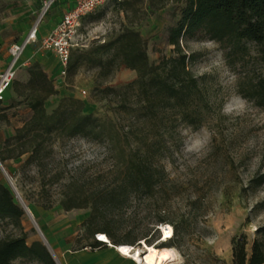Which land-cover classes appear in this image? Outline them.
I'll return each mask as SVG.
<instances>
[{
	"label": "rangeland",
	"instance_id": "1",
	"mask_svg": "<svg viewBox=\"0 0 264 264\" xmlns=\"http://www.w3.org/2000/svg\"><path fill=\"white\" fill-rule=\"evenodd\" d=\"M137 2L148 5V0ZM184 6L185 0H167L163 7L150 10L134 23V28L146 41L150 63L172 54L174 46L168 41V31L180 19ZM45 7L43 0H0L1 45L6 47L25 35L29 27L39 21L42 13L47 22L51 14L62 8V4L52 3L43 12ZM133 7L126 10L121 0H107L86 15L79 28L83 46L75 50L74 55L114 39L128 24L126 13L135 17ZM180 43L187 53L194 54L195 59L189 67L207 85L213 109L205 114L198 127L182 123L173 131L162 133L165 144L151 150L154 179L158 182L149 191L131 193L127 205L117 212L126 222L116 233L120 239L146 237L148 239L144 243L151 244L159 235L157 215L170 213L173 220L167 221L174 227L182 221L183 230L174 237L179 259L169 264H231L234 238L244 235L248 250L254 237L258 236L264 242V230L259 234L256 230L264 228V182L256 187L250 183L253 177L264 174V106L254 104L238 91V85L247 78L264 73V63L254 44L249 45L245 58L233 60L227 56L226 48L204 31L185 37ZM32 51L46 49L37 41L32 43ZM35 60L39 61L34 58L23 61L14 79L25 81L28 78L27 67ZM51 60L53 70L47 73L50 77L51 71L57 75L53 79L58 93L46 98L44 104L48 111L57 106L63 95H73L83 99L84 111L115 121V125L108 128L109 136L104 140L75 136L56 147L58 163L53 171L65 165L70 170L69 174L86 177V193L96 196L100 191L98 185L113 182L115 177L123 175L127 166L145 154L141 139L148 136L150 128H140L136 135L131 133L128 116L118 106L114 95L99 97L95 83L100 79L97 68L81 62L73 77L62 79L57 74L59 70L53 55ZM136 76V70L121 65L104 80V84L119 88ZM83 89L86 92H82ZM11 93V98L1 104L5 108L0 111V136L4 137L0 139V152L4 139L31 114L27 106H17L20 97L13 90ZM21 162L20 157L7 158L2 163L42 229L51 253L61 264L36 209H46L48 222L52 223L70 213L90 210L91 206L67 212L60 203L64 187L55 182L49 185L48 192H42L37 167L31 166L23 177L18 169ZM67 179L68 174L65 173L60 182ZM0 181L10 188L15 201L21 205L1 168ZM45 201L51 207L44 208L42 204ZM23 231L27 233L29 242L35 239L43 242L35 222L26 211L19 223L0 216V237L18 235ZM86 235L85 229L78 231L72 236V246H79ZM12 264L45 263L36 258L18 257Z\"/></svg>",
	"mask_w": 264,
	"mask_h": 264
},
{
	"label": "trees",
	"instance_id": "2",
	"mask_svg": "<svg viewBox=\"0 0 264 264\" xmlns=\"http://www.w3.org/2000/svg\"><path fill=\"white\" fill-rule=\"evenodd\" d=\"M137 1L121 0L126 10L134 6L132 12L136 15L126 13L128 24L114 39L79 51L76 55L74 51L79 48L72 51L66 77H73L81 62L97 68L100 79H96L95 83L99 97L114 95L118 106L128 116L130 132L136 135L140 128L149 126L148 136L141 139L145 154L127 166L123 175L115 177L113 182L98 185L100 191L96 196L86 193V177L69 174L70 170L65 165L53 171L58 163V145L75 136L104 140L109 136L108 128L114 126L115 121L84 111L83 99L73 95H63L57 106L48 111L45 100L58 90L54 79L37 60L27 67L28 78L25 81L14 79L12 82L11 90L20 97L17 104L27 106L31 114L4 139L0 152L2 162L7 158H22L18 169L23 177L31 166H36L42 192H48L49 185L59 182L64 187L60 203L65 210L90 205L89 215L82 222L87 235L103 232L122 244H134L142 239L118 237L116 232L126 221L117 212L127 205L132 192L149 191L158 182L154 179L151 150L165 144L162 133L173 131L182 123L198 127L205 114L213 109L214 103L207 85L189 67V63L195 59L194 54L187 53L180 40L204 31L211 39L220 42L226 48L227 56L233 60L245 58L249 45L254 44L264 63V0H185L180 19L168 31V41L174 46L172 54L163 55L156 63L149 62L146 41L134 28V23L144 18L150 10L163 7L167 0H148L145 6ZM121 65L136 70V78L119 88L104 84V80ZM238 91L254 104L264 106V73L247 78L238 85ZM1 102L0 111H3L5 107H1ZM65 173L68 174L67 181L60 182ZM263 182L264 174L250 181L253 187ZM47 202L42 204L44 208L51 207ZM24 213L10 188L0 181V216L19 223ZM168 219L173 220L170 213L157 215L158 223H171ZM174 228L176 236L183 230V222L176 223ZM256 230L259 234L264 228L258 227ZM27 237L24 231L18 235L0 237V264H12L18 257L57 264L41 240L29 242ZM174 241L173 238L162 245L173 246ZM99 242L97 240L92 245L96 246ZM231 264H264V242L256 236L248 250L244 235L234 238Z\"/></svg>",
	"mask_w": 264,
	"mask_h": 264
},
{
	"label": "crops",
	"instance_id": "3",
	"mask_svg": "<svg viewBox=\"0 0 264 264\" xmlns=\"http://www.w3.org/2000/svg\"><path fill=\"white\" fill-rule=\"evenodd\" d=\"M52 3L53 4L61 3L62 8H60L57 13L51 14L47 22H45L43 18L44 13L41 14V16L39 17V21L36 22L38 23L37 35L39 39L45 34H47L59 22L63 12L66 9L72 7L75 3V0H53ZM36 23H34L29 27L25 35L12 41L6 47H3L0 42V46H1L0 73L3 71V69L10 61L9 46L14 42H22L26 37V35L28 34L29 30ZM51 55H53V57L55 58L54 63H56L57 65L56 69L58 68L59 70V63L54 53L49 50L41 51V52L40 51L33 52L32 43L27 44L24 47L17 61V64L19 67V65L23 61L30 58H34V59H38L42 63L44 69L47 72H50V70H53V66H54L53 62H51L52 61ZM51 72H52L51 78H55V76L57 75L53 74L54 71ZM57 74H59V71L57 72ZM11 96H12L11 88H9L7 90L5 99L11 98ZM4 100L1 102L2 105L5 103ZM23 105L24 104H20L17 106H23ZM21 124L16 125V127L20 126ZM1 138L2 137L0 136V139ZM36 210H37V216L40 218L43 225L45 226V230L48 232L49 240L52 243L61 264H139V262L134 260L132 257L120 252V250L117 249V246L121 242L113 241L112 239H110L108 235L107 236L110 240V244H104L102 242H99L98 245L93 246L92 244L96 242L97 239H99L96 237L95 233H93L90 235H86L84 237V241L79 246L76 247L72 246V236L76 235L78 231L85 229V227L82 225V222L89 215L90 212L89 209L88 210L82 209L72 214L70 213V215H65L64 217L56 221H53L52 223L48 222V216L45 213L46 209L45 211H41L40 209H36ZM66 211L69 212V210Z\"/></svg>",
	"mask_w": 264,
	"mask_h": 264
},
{
	"label": "built area",
	"instance_id": "4",
	"mask_svg": "<svg viewBox=\"0 0 264 264\" xmlns=\"http://www.w3.org/2000/svg\"><path fill=\"white\" fill-rule=\"evenodd\" d=\"M53 2V0H45L46 9ZM107 0H75V3L72 7L66 9L59 22L44 36L40 39L38 38V23H36L28 32L26 37L22 42H14L9 46L10 61L0 73V101H3L6 98V93L9 88H11L12 82L16 76L18 64L17 61L27 44L33 42H40L42 48L49 50L54 53L58 63H59V74L58 76L64 79L67 74V65L70 60L71 53L76 48H81L83 46V40L79 33V28L81 26L82 19L97 10L99 7L104 5ZM46 11V10H45ZM82 92H86L85 89ZM156 228L159 230L158 238L151 244H156L163 246V243H168L175 237V228L172 223L169 222H160L156 224ZM171 229L172 234L167 236V230ZM166 231V232H165ZM98 241L104 244H110V240L103 232L95 233ZM102 238V240H101ZM106 238V240H103ZM142 238L137 240L136 243H126L132 247H141L142 257L141 261L136 260L139 264H143L142 258L145 257V245ZM147 241V240H146ZM122 243L117 246V249L120 252L124 253L121 250ZM128 256L130 253H124Z\"/></svg>",
	"mask_w": 264,
	"mask_h": 264
},
{
	"label": "bare ground",
	"instance_id": "5",
	"mask_svg": "<svg viewBox=\"0 0 264 264\" xmlns=\"http://www.w3.org/2000/svg\"><path fill=\"white\" fill-rule=\"evenodd\" d=\"M45 10L46 7L43 9V12ZM14 192L16 194V197H18V200H20V196L16 193V191ZM24 203L25 205H27L25 200ZM28 215L30 216V214ZM102 236L107 237V235H102ZM103 240H106V238H103ZM144 245L146 250H145V257L142 258L143 264H169L179 259V253L174 246H160L156 244H146V243H144ZM131 248L132 247H130L129 244H122L121 246V250L124 251V253H130L129 255H132L130 257H132L134 260L141 261L140 260V257H142V253L140 249L141 247L136 246L133 247L132 250H130Z\"/></svg>",
	"mask_w": 264,
	"mask_h": 264
},
{
	"label": "water",
	"instance_id": "6",
	"mask_svg": "<svg viewBox=\"0 0 264 264\" xmlns=\"http://www.w3.org/2000/svg\"><path fill=\"white\" fill-rule=\"evenodd\" d=\"M0 168L3 170V172H4V174H5L6 178H7V180H8V182H9L10 186L12 187V189H13L14 191H16V193L20 196V200H19V201H20V203H21L22 208H23L28 214H30V216L32 217L33 221L35 222V224H36V226H37L38 231L40 232V234H41V236H42L43 243L47 246L49 252L51 253V251H50V249H49V246L47 245V240H46V238L44 237V234L42 233V229L40 228V226H38L37 222L34 220L33 214H32V212L30 211L29 207H28L27 205H25V203H24V199H23V197L21 196V194H20V192H19V190H18V188H17V186H16L14 180L12 179V176L8 173V171L6 170V168H5V166L3 165V163H2L1 160H0ZM51 255H52V257L54 258V260L56 261V263L58 264V261L56 260V258L53 256L52 253H51Z\"/></svg>",
	"mask_w": 264,
	"mask_h": 264
},
{
	"label": "snow or ice",
	"instance_id": "7",
	"mask_svg": "<svg viewBox=\"0 0 264 264\" xmlns=\"http://www.w3.org/2000/svg\"><path fill=\"white\" fill-rule=\"evenodd\" d=\"M171 234H172V232H171V229L169 228V229L167 230L166 235H167V236H170Z\"/></svg>",
	"mask_w": 264,
	"mask_h": 264
}]
</instances>
